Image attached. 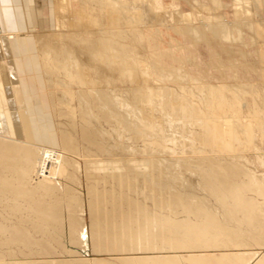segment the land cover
Masks as SVG:
<instances>
[{"label": "bare ground", "instance_id": "obj_1", "mask_svg": "<svg viewBox=\"0 0 264 264\" xmlns=\"http://www.w3.org/2000/svg\"><path fill=\"white\" fill-rule=\"evenodd\" d=\"M36 1H24L25 18H34L25 29L9 22L6 11L14 3L0 8V264H264V170L250 169L247 162L253 156L245 157L248 150L264 147V0L186 1L189 13L179 5L160 12L157 0H46L47 11ZM228 6L233 7L232 19ZM52 20L54 26L48 28ZM159 25L188 37L193 48L199 43L208 50L219 45L216 59L224 67L222 53L228 55L232 79H204L182 63L164 66L159 58L166 53L150 49ZM33 38L35 46L27 44ZM15 41L26 43L25 79L17 69ZM236 53L246 63L244 74L256 79H240L235 73ZM171 55L176 62L184 61ZM183 57L184 63L199 65L198 54ZM178 79L188 81L177 88L170 85L178 90L149 83ZM42 92L59 120L60 148L54 147L46 121L35 124V108L46 112ZM127 94L135 99L128 97L133 106L126 103ZM163 123L180 135L171 138ZM102 124L117 136L126 138L125 131L130 132L129 140L136 138L142 145L123 140L130 144L120 147L109 141L112 133ZM61 150L84 156L89 238L79 178L73 175L79 162ZM254 157L264 164V156ZM171 160L193 182L190 177L183 186L173 178L167 168ZM58 175L69 183L61 185ZM131 176L145 181L141 185L147 187L151 206L138 195L140 200L130 196L139 183ZM100 180L111 188H97ZM194 186L222 206L218 211L227 214L223 216L235 218L234 224L214 217L215 202L207 205L211 211L203 208L195 200ZM167 212L192 214L196 220L175 219ZM14 216L21 222L11 220ZM157 241L174 249L250 250L82 257L83 252L111 254L125 246L145 249L140 245Z\"/></svg>", "mask_w": 264, "mask_h": 264}, {"label": "rangeland", "instance_id": "obj_2", "mask_svg": "<svg viewBox=\"0 0 264 264\" xmlns=\"http://www.w3.org/2000/svg\"><path fill=\"white\" fill-rule=\"evenodd\" d=\"M26 1H28V0H26ZM30 1H32V0H30ZM45 1V0H44ZM186 1H188L189 2V4L190 3H192V2H194V0H157V4H158V10L161 12L162 11V8L163 7H165V8H167L168 10H172V9H174V7L175 6H177V5H179L180 6V8L182 9V11H184V12H187V13H189L190 12V6H189V4L186 2ZM223 1H225V2H227V3H231V0H223ZM246 1V0H245ZM245 1H243V4L242 5H246L247 4V6H248V3H251V1L252 0H247V2L248 1H250V2H246V4L244 3ZM29 2V1H28ZM41 2H42V0H41ZM14 4H15V6H14V8L12 9V10H14V11H16L17 13H18V10H17V8H20L19 7V4L16 2H14ZM24 1L22 2V6H23V8H24V12L26 13V6L24 7ZM47 4V2L45 1L44 3H42V6H41V8L42 9H44V10H46V5ZM172 4V5H171ZM29 5H30V3H29ZM76 5H78V2L77 3H75V6ZM36 6H40V4L38 5L37 4V2H36ZM5 7H7V6H5ZM243 8V7H242ZM47 11V10H46ZM226 11H227V15H228V18L229 19H232L233 18V7L232 6H228L227 7V9H226ZM262 13V12H261ZM28 14V13H27ZM28 16H29V19L31 18V19H33L32 18V16L30 15V14H28ZM160 16H161V14H160ZM160 16L158 17L159 18V20H160ZM51 19H53L52 17H51ZM195 20V19H194ZM173 21H175V22H178V18L175 16L174 17V20ZM172 21H169V23H171ZM175 22H173V23H175ZM54 26V21L52 20L51 22H50V26H48V28H51V27H53ZM168 27H166L165 25H159L158 26V29H159V33H157L155 36H153V38L150 40V49H159V50H161V51H164L165 53H166V55L169 53H171V54H174V55H176V56H179V55H181V56H179V57H181V59H182V61L184 60L185 61V59H184V57L183 56H185V57H191V58H193L192 57V55L193 54H198V56H199V59H200V62L199 61H196L197 62V64L199 63V65H195V66H190L189 64H187V62H185L184 63V61L183 62H176V61H174V60H172L173 59V57H172V55L170 54H168L167 56L169 57H167L165 54L163 55V57H162V59L161 58H159L160 60H162L161 61V63L164 65V66H173L174 65V67H179V66H181L182 64L184 65L183 67H186L187 66V68H189V69H191L190 70V74H192V75H199V76H201V77H203L204 79H209L210 78V80H213V81H215V82H218V81H221V80H223V79H228L229 80V78L230 79H232V74H234V69L232 68V67H230V65H229V63H230V61H229V59H228V55H226V54H224V53H222L223 54V59H224V67H222L221 65H220V63L218 62V60L216 59V55H215V51H220V47H219V45H217V44H213L212 45V47L208 50L206 47H204L203 45H201L200 43L195 47V48H193V46L191 45V42H190V39L188 38V37H186V36H184V35H182V34H178V33H176L174 30H172V29H170V28H168ZM170 29V30H169ZM160 38V39H159ZM247 38V40H249L248 39V36L246 37ZM34 39V38H33ZM31 41H33V40H31ZM177 41H179V42H181L182 44H183V48H180V47H178L177 48ZM34 43V46H35V44H36V42H35V39H34V41H33ZM154 44V45H153ZM128 46H131L130 44H127ZM134 46H135V44H133ZM132 45V46H133ZM155 46V47H154ZM157 46V47H156ZM136 47V46H135ZM253 49L251 48L250 50H248V51H252ZM140 51H142V50H140ZM36 52V53H35ZM163 52V53H164ZM34 53H35V55H34ZM36 55H37V48H35L34 50H33V56H32V58L34 59V56L36 57ZM165 56V57H164ZM235 61H236V64H237V66H235L234 68H235V73L236 74H238V76L240 75V79H248L249 78V76H250V78L251 79H256V77L257 76H255V75H253V74H249V76H246L244 73H245V69H246V63H244V60L239 56V55H237V53H236V56H235ZM166 62V63H165ZM169 62V65L167 64ZM173 64V65H171V63ZM177 63V64H176ZM182 63V64H181ZM180 64V65H179ZM36 70H38L39 71V69H38V67H37V69H36V66H33V71L36 73V75H37V77H39V83H42V84H44V82H43V80H42V78H41V76H39V73H37V71ZM30 71L32 72V68L30 67ZM26 72H29L27 69H26ZM153 83H152V82ZM149 83H150V85L151 86H153L152 84H154V87L156 86V84H157V86L158 85H165V86H169V87H171L172 89H175V90H178V89H176L177 88V85L178 84H181V85H183V86H185L187 83L186 82H188L187 80H175L174 82L173 81H168V80H163V81H159V83L158 82H155V80H151ZM158 81V80H157ZM166 81H167V83H166ZM183 81V82H182ZM161 82H162V84H161ZM170 82H172V83H170ZM178 82V83H177ZM142 83L144 84V82L142 81ZM142 84V85H143ZM170 85H175L176 86V88L174 87V86H170ZM42 94H43V92H42ZM41 97H42V100L45 102V108H46V112H45V115H42V113H41V110H39L38 108H35V113H37L38 115H37V120L35 119V124H36V126H37V122L36 121H40V122H47V124H46V128L50 131V133H51V139H53V138H55V144H54V147H56V148H60L59 147V130H58V127H57V124H56V121H59L58 119H57V117L54 115V113H52V111H50V106H49V104H48V98L46 97V94L44 95H41ZM46 97V98H45ZM125 97V99H126V96H124ZM128 97H129V100L131 101V99H133V100H135L134 98H132V96H130L129 94H127V99L126 100H128ZM131 97V98H130ZM138 97V96H137ZM142 97H144V96H139V98L140 99H142ZM128 100V102H130ZM132 100V101H133ZM140 101V100H139ZM128 102H126L127 104H129V105H132L133 103H128ZM135 104V103H134ZM133 104V105H134ZM132 105V106H133ZM141 105H143V104H141ZM48 110V111H47ZM155 111H153V116H154V120L156 121V120H160V118L157 116V117H155L157 114L159 115V113H157V112H155ZM155 114V115H154ZM56 119V120H55ZM40 124V123H39ZM44 124V123H43ZM176 124H178V122L176 123ZM104 125V126H103ZM102 126V128L104 127L105 128V130H108L109 131V133H112L111 134V136H109V141L111 140H113L114 141V143L115 144H118L119 146L121 145H125V144H127L126 146H128V144H130V143H134L135 145H142L141 144V142L138 140V139H132V140H129V139H131V138H128L129 137V133L127 134V132L128 131H125V136H126V138L124 137V135H122V136H117V133H116V131H113L112 130V128L110 127V126H108V125H105V124H102L101 125ZM109 128H108V127ZM162 127H163V132L164 133H166L165 131H168L167 133H168V135L170 134V137L172 138V137H175L176 135L178 136V135H180V132H179V130L177 131V128L175 127H173V128H171V126H169V125H167L166 123L164 124H162L161 125ZM169 126V127H168ZM166 128V129H165ZM76 128H74L73 129V134H74V136H75V134H76V130H75ZM111 129V130H110ZM170 129V130H169ZM176 129V130H175ZM75 130V131H74ZM110 131H112V132H110ZM121 131V130H120ZM123 131V133H124V130H122ZM170 131V132H169ZM173 131V132H172ZM115 134H114V133ZM166 133V134H167ZM175 133H177V134H175ZM121 134V133H120ZM167 135V136H168ZM175 135V136H174ZM58 136V137H57ZM116 137H119V138H117L116 139ZM169 137V136H168ZM169 137V138H170ZM110 138H113V139H110ZM131 141L130 143L128 142V143H125L124 141ZM134 140V141H133ZM135 140H137L136 141V143H135ZM120 141H122V142H120ZM120 144H119V143ZM125 143V144H124ZM133 144V145H134ZM120 146V147H121ZM258 147H254V148H252V149H250V150H248L247 152H246V156L245 157H247L248 158V162L247 163H249L250 162V165H248L247 164V166L250 168H254V170L255 171H257L258 170V172L260 171H263L264 170V164H259V163H257L256 162V157H254L255 156V154H256V156L258 157V156H264L263 154H264V147H262L261 148V150L258 148ZM259 152H258V151ZM62 152H63V154H65L66 156H68L69 158H74V159H76V160H78V162H79V167H78V170H77V172H75L74 170V168L73 167H70L69 168V170H72V171H74L73 173H76V174H73V175H75V176H77L78 178H79V184L78 183H74V182H72V184L75 186V185H80L79 187H80V190H81V192H82V197H83V214H84V218H85V222H86V225H87V234H88V238H89V227H88V225H89V222H90V215H89V209H88V202H87V194H86V187H87V182L88 181H86V179H87V177H86V179H85V176H86V173L84 172V170H85V167H84V156L82 157V159H81V155H80V153H71V152H69V151H65V150H61ZM258 154H257V153ZM75 154V155H74ZM78 154V155H77ZM254 154V155H253ZM251 156V157H250ZM261 158H263V157H261ZM254 161V163H252L253 161ZM252 163V164H251ZM255 163H256V165H255ZM82 164V165H81ZM171 164H173L172 163V160H171V163L169 164H167L168 165V171H169V173H171V176L173 177V178H175V179H177L182 185L184 184V185H186V184H188V182H189V180H190V182H193V177L191 176V175H189V173L188 172H186V170L184 171V167H180V166H177V163H175L174 162V165H171ZM176 164V165H175ZM261 166H259V165ZM172 166V167H171ZM176 166V167H175ZM257 166H259L260 167V169H259V167H257ZM177 167H178V169H177ZM257 167V168H256ZM73 168V169H72ZM82 168H84V170L82 169ZM250 168V169H251ZM170 169V170H169ZM263 169V170H262ZM81 170V171H80ZM179 170V172L177 173V171ZM78 171H79V174H77L78 173ZM185 173V174H181V173H183V172ZM173 172V173H172ZM177 174H176V173ZM175 173V174H174ZM187 173H188V175H187ZM172 174H174V175H172ZM179 174H181L182 176V178L181 177H179L180 175ZM59 176V177H58ZM57 176V178L56 179H59L60 180V182H61V185H66V184H68L69 183V180L68 179H66V177L64 176V175H58ZM63 176V177H62ZM131 177H133V176H131ZM192 179H191V178ZM63 178V180H61ZM73 178V177H72ZM180 178V179H179ZM188 178H190L189 180H188ZM74 179H76V178H73V181H74ZM135 179V177H133V180ZM141 179V177H136V179L134 180V182L135 183H137V182H139V183H137V187L136 186H134L135 185V183H134V185H133V188L135 189V187H136V191L132 188L130 191H129V193L131 194L132 193V191L134 190L135 191V195H134V191H133V194H129L131 197H133V198H137L138 196L141 198V200L144 202L145 201V204H147V205H150V204H152L151 202H152V200L150 199V196H147L148 195V190H146L147 189V187H145V185H141V183L142 182H145L144 180H140ZM182 179H183V181H185V182H183L182 181ZM66 180H67V182H66ZM64 181H65V183H64ZM102 181V182H101ZM101 183V184H100ZM98 185H96L97 186V188H99L100 190L102 189V186H103V189H108V188H111L108 184H109V182H105L104 180H100L98 183H97ZM107 184V185H106ZM112 183L110 182V185H111ZM142 184H144V183H142ZM83 185V186H82ZM113 185V184H112ZM141 185V186H140ZM183 185V186H184ZM142 187V188H140V187ZM104 187H106V188H104ZM187 187V186H186ZM196 186H194L193 188L196 190V188H197V190L198 189H200V188H198V187H196ZM140 188V189H139ZM144 188H145V190L147 191H145L144 190ZM139 189V190H138ZM143 189V190H142ZM186 189H192L191 187L189 188V186L186 188ZM193 190V189H192ZM195 191V193H194V196L196 197V199L195 200H198L197 199V197L199 198V200H200V203H202L203 202V208L205 207V209H209L210 207H211V205H210V203L212 204V202L214 203L215 202V204H212V207H213V211H212V213L213 214H215V215H217V213H223L224 211H222V212H219L218 210L220 209V207H222L219 203H217L216 201H214L213 200V198H211V197H209V195L207 196V198H206V193L202 190V189H200L201 191H200V193L198 192V191ZM140 191H142V193L145 191V193L146 194H141L140 193ZM202 191H203V193H202ZM137 193V194H136ZM197 193V194H196ZM199 193V194H198ZM205 193V194H204ZM140 194V195H139ZM202 194V195H201ZM138 195V196H137ZM145 195H146V197L148 198V199H150V200H147L146 199V197H145ZM197 195V196H196ZM204 195H205V197H204ZM137 198V199H139L140 200V198ZM142 197H145V199L144 198H142ZM144 199V200H143ZM210 199H211V201H210ZM147 201V202H146ZM205 202V203H204ZM210 202V203H209ZM206 204V205H205ZM207 205H209L210 207H208ZM215 205V206H214ZM85 206H86V208H85ZM151 206V205H150ZM217 206H218V209L216 210V208H217ZM220 206V207H219ZM216 207V208H215ZM211 209H209L210 211H211ZM218 211L217 213H215L216 211ZM222 209H220V211H221ZM168 213V212H167ZM176 213V212H175ZM171 217L173 216L175 219L177 218V219H184L183 218V216L185 217V216H187V217H185V219H189V221H190V219H191V221H193L194 220V215H192V214H190V215H186V214H184V213H182V212H180V213H176L177 215H173V213H168ZM168 214H166V215H168ZM220 214V215H221ZM214 215V217H216L219 221H220V219H224V217L226 218V216H223V215H227V214H225V212L221 215V217H220V215H218V216H215ZM179 217H181V218H179ZM189 217H191V218H189ZM194 217V218H193ZM223 217V218H222ZM12 218V217H11ZM229 218V219H228ZM17 219V220H16ZM226 219H228L227 221L228 222H226V225H228L229 223H231L230 225H233L234 223L232 222V220H234L233 218H231L232 220H230V217L229 216H227V218ZM226 219H224V221L226 220ZM11 220H16L17 222L20 220L19 219V217H13ZM195 220H196V218H195ZM222 220H221V222H222ZM229 220H230V222H229ZM15 221V223H17ZM20 222H21V220H20ZM224 223V222H223ZM22 224V223H21ZM225 224V223H224ZM229 226V225H228ZM150 229V228H149ZM152 229V228H151ZM151 229L149 230V231H151ZM159 242H161L160 243V245L158 244ZM157 241L156 243H154L153 245H140V247H144L145 249H143V248H138L139 247V245H135L137 248H136V250L134 249V248H132V249H129L130 247H128V249L127 250H124V248H126L127 246H125L124 248H123V250L121 249V251L120 250H117V251H114L113 253H111V254H106L105 252H101V253H99V254H92L90 251H87V253H85V252H83L82 253V257H93V256H96V257H111V256H132V255H168V254H175V255H184V254H192V253H198V251L199 252H214V253H220V252H227V251H246V250H250V249H248V248H231V249H228V248H226V249H207V250H198V249H195V248H189V247H176L175 249L173 248V245H171V244H166V243H163L162 241ZM163 243V244H162ZM168 246V249H167V247H163V246H166V245ZM88 245H89V247H91V242H90V240L88 239ZM156 245V246H155ZM163 245V246H162ZM135 246H132V247H135ZM150 246V247H149ZM151 246L153 247V249L151 248ZM172 246V247H171ZM157 247H160V248H157ZM175 247V246H174ZM148 248V249H147ZM158 250H157V249ZM165 248V249H164ZM178 248V249H177ZM138 249H140V250H138ZM244 249V250H243ZM217 251V252H216ZM171 252V253H170ZM191 252V253H190ZM164 253V254H163ZM98 255V256H97Z\"/></svg>", "mask_w": 264, "mask_h": 264}, {"label": "crops", "instance_id": "obj_3", "mask_svg": "<svg viewBox=\"0 0 264 264\" xmlns=\"http://www.w3.org/2000/svg\"><path fill=\"white\" fill-rule=\"evenodd\" d=\"M25 2H26V4H28V3H32V1H30V0H28V1H26V0H24ZM46 1V0H45ZM44 0H42V2H41V0H37L36 2H37V4L39 5L40 4V6H42V3H44L45 2ZM5 2V3H4ZM18 3L19 4V7L20 8H17L18 9V13L16 12V11H14V10H12V8L11 9H9V8H7L8 10L6 11V14H7V16H8V19H9V22L11 23V25H13V27L14 28H16V29H25V27H27V26H29L31 23H29V19H26L25 17L26 16H24L25 15V12H24V8H23V6H22V2H23V0H0V8H2V9H4L3 7L4 6H6V5H9V4H12V3ZM32 4H34V3H32ZM43 7V6H42ZM0 11H3V10H1L0 9ZM46 11V10H45ZM44 11V12H45ZM3 14V12L0 14V15H2ZM47 14V13H46ZM23 16V17H22ZM34 16V15H33ZM34 19V18H33ZM35 21V20H34ZM33 21V22H34ZM33 25V24H32ZM25 26V27H24ZM34 42L33 41H31V40H29L28 39V43L27 44H33ZM23 44H26L25 42L23 43V42H18V41H15V42H13V52H14V55H16L17 56V63H18V71H19V74H21L22 75V77L21 78H24L25 79V76H24V64H23V59H22V57H23V54H25V52H26V49H25V45H23ZM19 49V50H18ZM22 53V54H21ZM20 75V76H21Z\"/></svg>", "mask_w": 264, "mask_h": 264}]
</instances>
